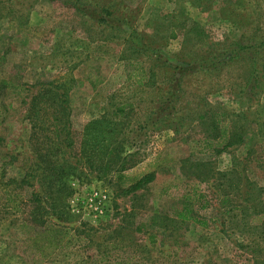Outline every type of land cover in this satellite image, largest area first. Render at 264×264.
Returning <instances> with one entry per match:
<instances>
[{"label":"rangeland","instance_id":"rangeland-1","mask_svg":"<svg viewBox=\"0 0 264 264\" xmlns=\"http://www.w3.org/2000/svg\"><path fill=\"white\" fill-rule=\"evenodd\" d=\"M263 145L264 0H0V264H264Z\"/></svg>","mask_w":264,"mask_h":264},{"label":"trees","instance_id":"trees-1","mask_svg":"<svg viewBox=\"0 0 264 264\" xmlns=\"http://www.w3.org/2000/svg\"><path fill=\"white\" fill-rule=\"evenodd\" d=\"M93 15H94V13H92ZM93 15H90V16H93ZM97 20L98 21H105V22H107V19H104L103 17H100V14H99V17L97 18ZM132 34H133V32H131ZM251 46H253V45H251ZM250 46V47H251ZM255 46V45H254ZM238 48H240V49H244V48H247V46L245 45V44H239L238 45ZM39 101H41V100H39ZM38 101V102H39ZM38 102H36V103H34V104H32L31 105V109H30V112H32V113H35L34 111H35V106H37L38 105ZM38 109H42L41 107L40 108H38ZM56 118V116H54L53 117V119H55ZM222 132L224 133L225 131L224 130H222ZM225 133H227V132H225ZM231 144H233V141H230L229 139H228V141H226L225 143H223V148H225V147H227V146H229V145H231ZM209 145V143L207 144V146ZM264 146V145H263ZM262 146V147H263ZM264 148V147H263ZM113 151V149H109V151H108V153H111ZM203 151V150H202ZM199 152H201V150L199 151ZM129 156V155H128ZM238 163H234L233 164V167L234 168H237V165ZM119 171H121V170H119ZM122 178V175H118V179L120 180ZM151 179H153V175H151V174H149L148 176H146L145 178H140V179H135L133 182H132V185H131V187H129V189H128V191H130V190H135V189H137V188H139L144 182H146V181H150ZM8 181H10V180H8ZM22 182H24V180L22 179L21 180ZM26 183L27 184H29L27 181H26ZM127 191V192H128ZM225 205V203H221L220 202V206L221 207H223ZM188 212H189V210L188 209H186L185 211H181V212H178L177 213V216L179 217V218H181V219H189L190 217L187 215L188 214ZM200 222V221H199ZM200 223H203V221H201ZM54 230H55V232L56 233H62V230H61V228L60 227H58V228H53ZM52 241L54 242V243H56V244H58V241H57V239H55V237L52 239ZM58 246H60V245H58Z\"/></svg>","mask_w":264,"mask_h":264}]
</instances>
